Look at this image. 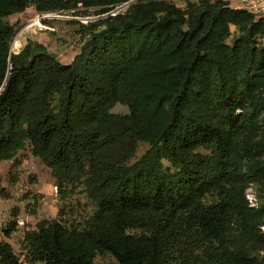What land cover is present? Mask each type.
<instances>
[{
	"label": "trees",
	"instance_id": "trees-1",
	"mask_svg": "<svg viewBox=\"0 0 264 264\" xmlns=\"http://www.w3.org/2000/svg\"><path fill=\"white\" fill-rule=\"evenodd\" d=\"M131 1L0 0V166L30 151L62 203L23 260L0 237V264H264V16ZM79 4L107 15L80 25L72 61L36 40L12 53L8 17Z\"/></svg>",
	"mask_w": 264,
	"mask_h": 264
},
{
	"label": "rangeland",
	"instance_id": "rangeland-1",
	"mask_svg": "<svg viewBox=\"0 0 264 264\" xmlns=\"http://www.w3.org/2000/svg\"><path fill=\"white\" fill-rule=\"evenodd\" d=\"M172 1L179 7L185 8L188 0ZM228 1L235 7L237 0ZM127 6L116 12L124 10ZM98 11L99 8L97 7H85L79 4L63 12L41 13L32 6L22 13L11 15L8 20L15 25V37L17 36L19 39L15 53L19 52L29 40H36L56 52L61 60L65 62L72 61L80 51L82 44V37L79 34L80 25H87L89 22L103 17L104 15L97 14ZM45 14L49 17L43 24L51 27V29H40L37 25V18ZM233 31H235V28H233ZM112 112L127 114L129 113V107L119 103L112 109ZM147 149L148 144L141 143L135 159L142 156ZM0 172L2 175L0 237L5 241L10 240L15 251L23 260L22 241L25 233L36 229L39 220L58 218L62 203L59 200L52 170L39 159L34 158L30 151L21 152L17 161L3 162L0 166ZM76 199L82 202L86 211L93 209V206L83 195H79ZM14 221H16L17 226L11 236L6 237L4 232ZM96 263L115 264V260L111 255L104 254L96 258Z\"/></svg>",
	"mask_w": 264,
	"mask_h": 264
},
{
	"label": "built area",
	"instance_id": "built-area-1",
	"mask_svg": "<svg viewBox=\"0 0 264 264\" xmlns=\"http://www.w3.org/2000/svg\"><path fill=\"white\" fill-rule=\"evenodd\" d=\"M124 6H126V4H124ZM118 8L119 7H117L114 11H112L111 14H113L114 12H115L114 14H116ZM235 8L247 10L250 13L255 14L256 16H264V0H237L235 3ZM48 17L49 15L45 14L42 17L39 16L37 18V25H39L40 29L43 28L51 29V27H47L46 25L43 24ZM17 41H18V37L16 36L13 39V43H12L13 52H15V49L18 48V46L15 47ZM246 197L252 207H258V198L253 187H250L247 190Z\"/></svg>",
	"mask_w": 264,
	"mask_h": 264
},
{
	"label": "water",
	"instance_id": "water-1",
	"mask_svg": "<svg viewBox=\"0 0 264 264\" xmlns=\"http://www.w3.org/2000/svg\"><path fill=\"white\" fill-rule=\"evenodd\" d=\"M132 1H135V0H132ZM131 1V2H132ZM130 3H127L126 5H129ZM124 7V5L123 6H121V7H119L118 9H117V11L119 10V9H122ZM104 16H106V15H104ZM12 53H15V52H13V50H12ZM18 53V52H17Z\"/></svg>",
	"mask_w": 264,
	"mask_h": 264
},
{
	"label": "bare ground",
	"instance_id": "bare-ground-1",
	"mask_svg": "<svg viewBox=\"0 0 264 264\" xmlns=\"http://www.w3.org/2000/svg\"><path fill=\"white\" fill-rule=\"evenodd\" d=\"M18 40H19V39H18ZM18 44H19V43H18V42H16V44H15V47H17V46H18ZM19 46H20V45H19Z\"/></svg>",
	"mask_w": 264,
	"mask_h": 264
},
{
	"label": "crops",
	"instance_id": "crops-1",
	"mask_svg": "<svg viewBox=\"0 0 264 264\" xmlns=\"http://www.w3.org/2000/svg\"><path fill=\"white\" fill-rule=\"evenodd\" d=\"M10 242V244L12 245V242L10 240H8ZM14 246V245H13Z\"/></svg>",
	"mask_w": 264,
	"mask_h": 264
}]
</instances>
